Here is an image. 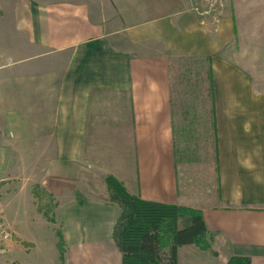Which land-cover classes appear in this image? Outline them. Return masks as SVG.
<instances>
[{
  "label": "crops",
  "instance_id": "obj_1",
  "mask_svg": "<svg viewBox=\"0 0 264 264\" xmlns=\"http://www.w3.org/2000/svg\"><path fill=\"white\" fill-rule=\"evenodd\" d=\"M166 3L0 0V264H122L107 176L143 200L202 212L210 248L182 246L178 264H264V95L216 56L231 24L220 32ZM186 57L208 64L206 169L178 161L196 136L176 107L174 60ZM33 184L53 198V222ZM15 205L30 212L12 216Z\"/></svg>",
  "mask_w": 264,
  "mask_h": 264
},
{
  "label": "rangeland",
  "instance_id": "obj_2",
  "mask_svg": "<svg viewBox=\"0 0 264 264\" xmlns=\"http://www.w3.org/2000/svg\"><path fill=\"white\" fill-rule=\"evenodd\" d=\"M164 7H168L170 12L179 8L192 10L202 17L205 25L207 23L212 29L219 28L220 32L222 24L223 26L226 22L231 24L232 40L216 56L240 81L243 80L247 85L250 83L254 95H264V0H170ZM204 59L198 57L175 59L178 69L174 70V80L178 91L176 107L179 122H184L185 118L186 124L191 125L195 130L193 134H196L194 141L190 138L184 140L187 159L178 161L206 169L212 159H200L207 157V122L210 110L205 83L208 64ZM46 163L44 160L43 168ZM28 166L32 172L29 175L31 181L36 182V176L39 178L40 175V164L38 162L35 167L34 161H30ZM34 170L37 171L36 176ZM32 187L33 193L36 188L38 190V186L33 184ZM5 197L7 195L0 192V199L3 200ZM37 205L38 212L47 217L45 211L48 210L50 200L43 197ZM12 210V216L15 214L25 216V211L30 212V208L27 207L21 208L22 211L19 212L17 205Z\"/></svg>",
  "mask_w": 264,
  "mask_h": 264
},
{
  "label": "trees",
  "instance_id": "obj_3",
  "mask_svg": "<svg viewBox=\"0 0 264 264\" xmlns=\"http://www.w3.org/2000/svg\"><path fill=\"white\" fill-rule=\"evenodd\" d=\"M206 61L210 62V58ZM207 91L211 97L214 116V85L212 70L207 76ZM216 135L215 121L212 123ZM110 202L118 205L120 214L114 224L112 238L122 254V264H178V249L186 245H196L208 250L207 229L202 212L176 205L146 201L127 192L121 182L113 176L106 177ZM38 202L43 198L50 200L46 210L47 218L52 219L53 198L38 189L34 191ZM191 218V225L178 228V220ZM59 247L63 248V238L58 232ZM248 257H233L228 264H250Z\"/></svg>",
  "mask_w": 264,
  "mask_h": 264
},
{
  "label": "built area",
  "instance_id": "obj_4",
  "mask_svg": "<svg viewBox=\"0 0 264 264\" xmlns=\"http://www.w3.org/2000/svg\"><path fill=\"white\" fill-rule=\"evenodd\" d=\"M0 230H1V231L3 230L1 224H0ZM2 233H4V231H2ZM4 234H5V233H4ZM4 238H8V236L6 235V236H4Z\"/></svg>",
  "mask_w": 264,
  "mask_h": 264
}]
</instances>
